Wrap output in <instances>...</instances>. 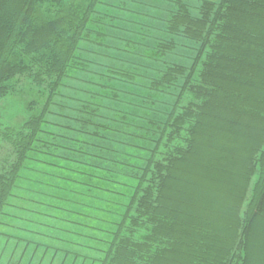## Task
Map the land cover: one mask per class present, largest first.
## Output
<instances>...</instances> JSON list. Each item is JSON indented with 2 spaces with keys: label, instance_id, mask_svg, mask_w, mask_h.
I'll return each mask as SVG.
<instances>
[{
  "label": "trees",
  "instance_id": "16d2710c",
  "mask_svg": "<svg viewBox=\"0 0 264 264\" xmlns=\"http://www.w3.org/2000/svg\"><path fill=\"white\" fill-rule=\"evenodd\" d=\"M175 1L164 29L199 44L188 66L167 60L162 66L143 64L150 66L146 67L144 85L136 82L139 68L105 65L104 72H94L103 89H107L103 82L113 84V80L133 88L108 89L104 98L116 102L114 116L144 118L146 132L151 124L163 122L157 129L160 135L153 152L158 151L164 137L168 146L185 126L188 133L185 138L180 134L183 145L171 146L162 160L151 159L153 152L147 158L129 200L134 198V211L130 214L128 204L125 219L111 232L99 261L256 264L261 249L264 264V154L259 153L264 145V0H202L198 15L185 3ZM100 5L102 0H0V99L16 93L21 77L37 87L44 86L51 95L35 113L36 101L28 102V119L20 129L6 128L4 132L16 154L8 170L0 172V223L17 182H31L32 188L53 187L45 182L35 161L54 164L50 156L81 161L70 152L65 156L51 153V146L81 153L85 157L81 162L90 171L116 165L110 155L111 149L116 150L112 140L124 132L116 123L111 132L105 131L103 140L96 138L101 137L97 127L102 125L92 117L98 116L100 108L95 100L99 93H91L97 97L85 99L82 105L88 117L84 125L94 128L85 130L90 136L87 139L101 141L98 145L85 140L93 153L61 145L55 141L59 135L42 129L56 97L69 99L68 93L61 92L64 79L71 71L73 75L89 72L92 62L82 53L92 51L91 46L108 35ZM175 46L172 38L158 39L153 46L155 61ZM172 86L180 88L177 97L189 91L191 103L177 110L176 97L169 110H159L155 103L169 94ZM120 92L126 95L122 97ZM122 103L129 110H122ZM151 111L165 119L154 121ZM257 164L259 178L241 219L249 178ZM27 171L32 172L31 179L25 175ZM140 229L145 235L134 239Z\"/></svg>",
  "mask_w": 264,
  "mask_h": 264
},
{
  "label": "rangeland",
  "instance_id": "374dc122",
  "mask_svg": "<svg viewBox=\"0 0 264 264\" xmlns=\"http://www.w3.org/2000/svg\"><path fill=\"white\" fill-rule=\"evenodd\" d=\"M183 1L193 15H198L202 0ZM106 3L112 5V10ZM176 5L175 0H102L99 10L105 13L102 21L108 35L99 39L98 44H93L92 51L82 53L83 57L92 62L88 67L89 72L82 71L73 75L71 71L70 76L64 79L65 87H62L61 92L68 93L69 99L61 101V97H56L55 103L50 106L53 112L44 117L46 123L42 124V129L59 135L60 137L56 138L60 140L55 141L61 145L78 149L83 153H93L92 148H87L84 144L85 140L98 145L101 141L87 139L90 136L86 132H91L94 128L92 125H84L88 117L82 105L85 99L97 97L91 93H99L95 100L100 108L96 111L98 116L92 117L94 122L102 125L97 127L101 137L96 138L103 140L105 131L111 132L117 126L116 123H119L124 132L116 134V138L112 140L115 146L113 149L116 150L111 149L110 155L116 165H112L109 170L90 171V168L81 162L85 160L81 153L51 146V149H48L51 153L65 156L70 152L77 154L76 158L81 161L56 156L49 157L50 162L54 164L35 161L43 173L41 176H44L45 182L53 187L35 185L32 188L31 182L27 183L30 185H26V181L22 180L17 182L13 199L1 217L0 264H102L99 261L100 251L102 247L107 246L111 232H114L122 219H125L128 204L130 214L134 211L135 205L132 203L134 198L129 200L136 190L141 169L146 165L147 158L151 157L152 149L160 135L157 129L163 122L151 124L146 132L144 118L114 116L113 114L117 113L114 111L117 108L116 102L104 98L108 89L111 86L122 91H130L133 88L127 82L113 80V84L103 82L107 86V89H103L104 87L98 84L102 82L101 78L97 79L94 72H104L105 65L132 70L139 68L137 71L140 78L137 77L136 82L144 85L148 76L146 67L150 66L143 64L162 66L163 60H167L188 66L199 44L171 35L164 29L169 15L168 10L175 8ZM111 16L116 17L112 20V25ZM170 38L176 42L175 48L155 61L154 43L158 39ZM84 44L82 45L86 46ZM182 79H179L177 84L180 85ZM18 82L16 93L0 99V172L8 170L15 161L16 154L15 148L4 137L6 128L13 131L20 129L30 114L27 103L36 101L33 111L35 113L44 107L51 96L50 90L44 86L37 87L24 77ZM172 87L169 94L155 103L159 110L165 109L166 112L176 100L180 88ZM120 95L124 97L126 94L120 92ZM177 98V110H180L181 106L184 108L189 105L192 100L191 93L187 90L181 92ZM121 109L129 110L125 103L121 104ZM130 111L132 112L131 108ZM150 117L156 122L165 119L157 111H151ZM178 133L177 138L168 146L164 137V142L157 152H153L151 159L162 160L171 146L183 145L179 140L180 134L184 138L188 137L187 126ZM262 149L259 153L264 154V145ZM26 163L32 165L34 161ZM97 174L100 175L96 176ZM25 175L31 179L32 172L27 171ZM39 175H36V178ZM258 178L257 164L249 178L241 219L248 203L251 202L253 187ZM145 233L144 229L138 230L134 234V239L140 240ZM260 251L261 249L257 252L256 258L258 264L259 262L261 264ZM235 263L233 261L231 264Z\"/></svg>",
  "mask_w": 264,
  "mask_h": 264
},
{
  "label": "crops",
  "instance_id": "0c3cea01",
  "mask_svg": "<svg viewBox=\"0 0 264 264\" xmlns=\"http://www.w3.org/2000/svg\"><path fill=\"white\" fill-rule=\"evenodd\" d=\"M173 1H174V0H173ZM180 1L183 2V3H185L183 0H180ZM106 4H109V3H106ZM185 4H186V3H185ZM186 5H187V4H186ZM101 6H102V5H101ZM104 6H105V5H104ZM107 7H109V8L112 10V5H111V4H109V6H107ZM188 8H189V6H188ZM173 9H174V8H172V9H170V10H173ZM170 10H168V13H169ZM168 18H169V15H168L167 19H168ZM113 19H116V17H114V16H111V17H110L111 25H112V20H113ZM167 19H166V20H167ZM165 22H166V21H165ZM106 33H107V32H106ZM107 34H108V33H107Z\"/></svg>",
  "mask_w": 264,
  "mask_h": 264
}]
</instances>
